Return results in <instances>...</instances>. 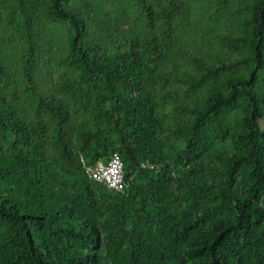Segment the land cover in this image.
<instances>
[{
	"label": "trees",
	"instance_id": "trees-1",
	"mask_svg": "<svg viewBox=\"0 0 264 264\" xmlns=\"http://www.w3.org/2000/svg\"><path fill=\"white\" fill-rule=\"evenodd\" d=\"M0 264H264V0H0Z\"/></svg>",
	"mask_w": 264,
	"mask_h": 264
},
{
	"label": "built area",
	"instance_id": "built-area-1",
	"mask_svg": "<svg viewBox=\"0 0 264 264\" xmlns=\"http://www.w3.org/2000/svg\"><path fill=\"white\" fill-rule=\"evenodd\" d=\"M86 174L92 180L104 183L109 189L123 193L126 190L124 164L119 154H114L108 161L88 164L82 159Z\"/></svg>",
	"mask_w": 264,
	"mask_h": 264
}]
</instances>
